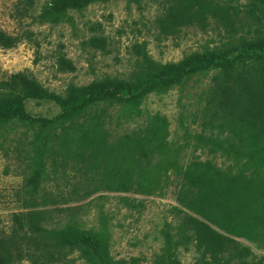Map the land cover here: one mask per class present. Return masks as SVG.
<instances>
[{"label":"rangeland","instance_id":"374dc122","mask_svg":"<svg viewBox=\"0 0 264 264\" xmlns=\"http://www.w3.org/2000/svg\"><path fill=\"white\" fill-rule=\"evenodd\" d=\"M50 0H0V27L18 35L13 47L0 45V79L24 71L46 88L64 94L69 84L85 85L105 75L132 78L144 70L145 61L134 45L146 43L150 60L179 61L194 51H239L249 41H264V4L260 0H210L226 7L234 28L209 17L202 29L198 24L182 27L176 34L163 35L156 19L163 12L164 0L97 1L82 10L69 12L70 19L58 24L41 22L39 13ZM94 35L107 38V49L89 42ZM64 54L75 69L60 70L58 58ZM218 68L199 71L168 87L149 92L133 108L120 103H102L92 111H102L109 143L134 131L141 132L149 117L159 113L168 120L165 146L157 149L152 165L161 178L156 190L143 193L135 189L111 191L103 182L106 164L89 171L88 157L47 163L48 180L42 193H51L56 204L42 209L46 227H62L75 221L81 228L98 232L116 259L139 258L138 264H204L194 240L177 244L181 214L176 207L181 176L173 162L187 164L211 159L229 172H245L264 177V166L248 165L251 152L222 142L223 135L206 125L205 92ZM26 110L33 117L54 118L60 107L53 101L29 99ZM32 127L11 124L0 127V229L10 231L13 215L25 211L24 177L28 174ZM167 232L173 235L169 243ZM251 247L248 256L226 255L228 264H264V245L241 239ZM26 264H30L26 262ZM57 264H87L77 249L68 250ZM129 264V263H127Z\"/></svg>","mask_w":264,"mask_h":264},{"label":"trees","instance_id":"16d2710c","mask_svg":"<svg viewBox=\"0 0 264 264\" xmlns=\"http://www.w3.org/2000/svg\"><path fill=\"white\" fill-rule=\"evenodd\" d=\"M25 1L34 4V0ZM97 1L108 0H50L38 17L41 22L58 24L71 18L70 11ZM209 17L234 28L230 11L210 0H164L156 26L161 34L173 35L193 24L205 29ZM19 40L18 35L0 27L1 46L13 47ZM89 42L103 50L108 46L103 35H94ZM134 49L145 61L143 71L128 79L105 75L85 85L71 83L64 94L49 90L24 71L0 79V127L21 124L34 129L29 172L23 182L26 210L13 215L10 231L0 229V264H57L73 249L87 264H138L136 257L130 261L114 258L98 232L81 228L75 221L52 228L43 223L42 208L57 203L53 194L42 193L50 159H59L64 167V161L84 160L87 155L89 171L106 164L108 171L102 180L111 191L151 193L161 182L155 177L158 172L152 159L165 146L168 120L153 114L141 132L127 133L109 143L102 111H92L99 104L120 103L136 110L149 92L218 68L205 92L206 125L224 136L222 142L251 152L248 165L264 166V41H249L239 51H194L165 63L150 60L145 42L135 44ZM57 61L60 70L75 69L64 54ZM29 99L53 101L60 112L54 118L33 117L26 110ZM172 166L181 176L176 211L182 217L176 243L194 240L201 255L199 263L228 264V253L248 256L251 247L241 239L264 245V177L226 171L211 159H195L185 165L175 161ZM167 238L172 244L170 232Z\"/></svg>","mask_w":264,"mask_h":264}]
</instances>
